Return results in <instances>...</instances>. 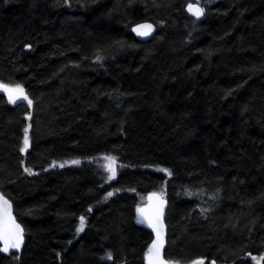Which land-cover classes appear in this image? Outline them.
<instances>
[{
    "label": "trees",
    "instance_id": "1",
    "mask_svg": "<svg viewBox=\"0 0 264 264\" xmlns=\"http://www.w3.org/2000/svg\"><path fill=\"white\" fill-rule=\"evenodd\" d=\"M186 1L0 0V84L32 102L0 91V195L23 237L0 264H145L152 192L166 259L264 264V0H203L199 19Z\"/></svg>",
    "mask_w": 264,
    "mask_h": 264
},
{
    "label": "snow or ice",
    "instance_id": "2",
    "mask_svg": "<svg viewBox=\"0 0 264 264\" xmlns=\"http://www.w3.org/2000/svg\"><path fill=\"white\" fill-rule=\"evenodd\" d=\"M188 11L193 14L197 19L204 15V9L199 6H194L192 4L188 5ZM153 26L150 24L139 25L134 31L137 32L140 36H147L152 32ZM99 59V58H98ZM4 87L5 91L8 92V99L10 103H15L17 100L24 99L28 100L27 95L24 92V89L21 86H17L12 89H8L6 86ZM29 105H31V100H28ZM28 128L24 129V146L21 148V151H24L29 146V136H28ZM110 160V164L107 166V170L110 173L109 179H112L116 174V164L115 158L108 157ZM72 164H79L80 161L74 160L71 161ZM63 167L64 165H60ZM25 171L31 174V170L25 168ZM166 171V170H163ZM112 193H108V196H111ZM2 199V198H0ZM8 208L10 205L6 200L3 201V215L0 216V241L3 242V248L0 251L8 252L10 249H19L22 242V229L18 224H15L14 221H10L8 218ZM163 205L159 206L155 216L146 217L144 209L137 208L138 213V222L143 223L145 221L148 222L149 227L153 228L156 232V240L153 241L152 246L149 248L148 253L146 254L147 264H164V261L160 255L161 249L164 245L163 239V224L160 220V216L162 215ZM85 225L84 217H81L80 226L77 229V232L83 231ZM194 264H204L203 260H198L194 262ZM215 264V262H212Z\"/></svg>",
    "mask_w": 264,
    "mask_h": 264
},
{
    "label": "water",
    "instance_id": "3",
    "mask_svg": "<svg viewBox=\"0 0 264 264\" xmlns=\"http://www.w3.org/2000/svg\"><path fill=\"white\" fill-rule=\"evenodd\" d=\"M189 4H192L194 6H199V7H202L200 4L196 3V2H188L185 6V10L187 13H189L190 15L194 16L193 14H191L189 11H188V5ZM143 24H150L153 26L152 28V32L147 35V36H140L137 34L136 31H134V29H136L139 25H143ZM133 34L138 38V39H141V40H147L149 38H151L155 31H156V26L154 23L150 22V21H141L139 23H136L132 26L131 28ZM6 94L8 95V92L5 91ZM163 205V209H162V215L160 216V220L162 221V224H163V239H164V245H163V248L161 249V257L164 261V264H179V263H176V262H172V261H169L168 259H166L164 257V249L166 248V243H167V224H166V221H165V215H166V211H167V206H168V201L166 199V197L160 195L159 193L157 192H152L150 194L147 195V199H146V202L144 204H142L139 208H142L144 209V212H145V216L146 217H153L155 216L156 212H157V209L159 208V206ZM2 209H3V200L0 199V216L3 215V212H2ZM9 218V217H8ZM138 213L136 211V222L138 225L146 228L147 230H149L151 233H152V239L150 241V244L148 246V249H147V252L146 254L148 253V250L149 248L152 246L153 244V241L156 240V232L153 230V228L149 227L148 225V222L145 221L143 223H140L138 222ZM146 254H145V264H147V260H146ZM198 260H203L202 258H196L194 260H192L191 262L187 263V264H194V262L198 261Z\"/></svg>",
    "mask_w": 264,
    "mask_h": 264
},
{
    "label": "rangeland",
    "instance_id": "4",
    "mask_svg": "<svg viewBox=\"0 0 264 264\" xmlns=\"http://www.w3.org/2000/svg\"><path fill=\"white\" fill-rule=\"evenodd\" d=\"M195 1H197V2H199V3H201V4H203V0H195ZM0 86H3V85H0ZM4 86H6L8 89H12V88H15V87H17V86H19V85H4ZM0 89H4V87H0ZM28 128V127H27ZM28 136H29V134H28ZM23 146H24V138H23ZM23 146H22V148H23ZM108 157H111V156H102V157H100V158H98L97 160H98V162L100 163V164H102V166L107 170V166L110 164V160L109 159H107ZM113 158V157H112ZM59 164V163H58ZM115 164H116V162H115ZM53 165H55L54 163H52L50 166H53ZM116 168H117V166H116ZM157 169H158V167H156ZM108 171V170H107ZM110 175V174H109ZM108 178H109V176H108ZM117 192V190H110L109 192H107L106 193V195H105V198H109L110 196H108V193H112V195H114L115 193ZM162 194V193H161ZM111 195V196H112ZM0 198H2V200L4 201L5 199L0 195ZM145 199H147V197H146V195H143L141 198H140V202H138V204H137V208L138 207H140L142 204H144L146 201H145ZM145 201V202H144ZM144 202V203H143ZM142 203V204H141ZM8 217H9V220L10 221H14V219H13V216H12V213H11V209L10 208H8ZM15 222V221H14ZM15 224H17L16 222H15ZM3 243H2V248H3Z\"/></svg>",
    "mask_w": 264,
    "mask_h": 264
},
{
    "label": "bare ground",
    "instance_id": "5",
    "mask_svg": "<svg viewBox=\"0 0 264 264\" xmlns=\"http://www.w3.org/2000/svg\"><path fill=\"white\" fill-rule=\"evenodd\" d=\"M188 2H196V3H198V4H200L201 6H202V8H203V4H201V3H199V2H197V1H195V0H187L186 1V3L184 4V10H185V6H186V4L188 3ZM186 11V10H185ZM195 17V16H194ZM196 18V17H195ZM145 21H149V20H145ZM150 22H152V21H150ZM137 23H139V22H137ZM152 23H154V22H152ZM136 24V23H135ZM155 24V26H156V30H157V28L159 27L158 26V24L157 23H154ZM134 25V24H133ZM132 25V26H133ZM132 26H131V28H132ZM1 85V84H0ZM4 86V85H3ZM0 91H3L4 93H5V95L7 96V98H8V95L6 94V92H5V89H0ZM20 100H24V99H20ZM17 101H19V100H17ZM2 242V241H1ZM3 243V242H2ZM150 244V243H149ZM149 246V245H148ZM147 249H148V247H147ZM147 249H146V252H147ZM146 252H145V254H146ZM170 261V260H169Z\"/></svg>",
    "mask_w": 264,
    "mask_h": 264
}]
</instances>
